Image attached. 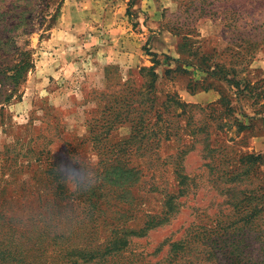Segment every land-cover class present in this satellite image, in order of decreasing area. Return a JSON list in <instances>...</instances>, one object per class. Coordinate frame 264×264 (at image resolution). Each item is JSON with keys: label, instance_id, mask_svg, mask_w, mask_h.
Wrapping results in <instances>:
<instances>
[{"label": "rangeland", "instance_id": "obj_1", "mask_svg": "<svg viewBox=\"0 0 264 264\" xmlns=\"http://www.w3.org/2000/svg\"><path fill=\"white\" fill-rule=\"evenodd\" d=\"M19 48L31 68L0 105V264H264V211L245 201L264 190V0H0V70ZM35 136L81 199L51 193ZM242 153L262 161L228 190Z\"/></svg>", "mask_w": 264, "mask_h": 264}, {"label": "trees", "instance_id": "obj_2", "mask_svg": "<svg viewBox=\"0 0 264 264\" xmlns=\"http://www.w3.org/2000/svg\"><path fill=\"white\" fill-rule=\"evenodd\" d=\"M19 50H20L19 60L16 64V66L11 67L10 69L0 70V105L8 103L12 99V94L24 82V76H25L26 71H28V69L31 68V63H30V59H28V54L23 51V48H19ZM9 90L11 91V93L6 94V92ZM235 95H237V94L234 93V96ZM235 98H237V96H235ZM229 110H231V109H228V111ZM37 138L38 137L35 136V137H32V139H29V142L27 145L28 151H27L26 155L30 158H32L30 155L35 156L34 159L41 164V167L43 169V174L45 175V177H47V179L51 183V190H52L51 193L56 198L65 197L64 195H66V194L67 195L75 194L76 199H81V197H82L81 191H68L66 189V187H65L66 186L65 185L66 177L61 176V173L56 170L55 164H53L51 162H47L45 165L43 164V161H41L42 160L41 156H43V154L49 156L50 155V149L48 148V145L43 144V142H41V139H37ZM50 143H52V141H50ZM159 143H160V141L157 139V142L154 144L155 149ZM15 145H18V143L14 144V146H8L6 148V151L10 154H14V155L17 154L18 155L20 152H22V150L24 149V146H23V148L21 146V148L15 149V148H13V147H15ZM111 148L115 149V146L112 145ZM112 149L109 151L111 152ZM148 150H149V147H148ZM47 156L44 158L45 160H48ZM2 161L7 163L8 160H7V158L6 159L2 158ZM261 161H262V155L261 154L256 155V154L242 153V155L240 156V158L237 162L238 168H235V169L230 168L229 171L223 172L219 178H222L221 179L222 183L224 185L229 186L228 190H231V189H233L232 187H235L236 185L241 183L244 179H246L247 181L250 180V175H251L252 170L249 168L248 165L253 166L256 164H260ZM237 170H239V171H237ZM132 172H134V170L128 169L123 174L122 173L116 174V175H114L113 180L120 181L122 179V177L132 178V175H131ZM0 173L3 174L2 167H0ZM136 174H137V172L135 171L134 175H136ZM71 180L75 181L76 183H80V176L77 174L72 175ZM126 186H127V182L122 181L121 183H118V182L115 183V188L117 190L120 189L117 192L118 194L121 193V189L125 190ZM246 192L248 194H246L245 201L247 203L252 201L254 204L260 203L259 206H257V209L255 212H260V211L263 212L264 211V190L259 189V190H255V191H250V192L246 191ZM259 192H260L259 196H252V193H259ZM172 197H174V196H172ZM118 198H119V196H118ZM122 199H116V200L121 201ZM231 200H233V199H231ZM131 201L137 203L135 198H131ZM250 216H251V213L247 212L245 217L249 218ZM150 224H152V223L150 221H148L144 224V226L148 227ZM262 226H263V233H264V225H262ZM123 234L132 235L134 233H125L124 232ZM126 244H127L126 240H123L122 238L114 237L113 241H110V243L108 244L106 249L109 251L114 250L116 252V251H120V250L124 249ZM263 245H264V242H263ZM182 249H183V245H182L181 241H177L171 245L170 251H172V253H174V252L177 253L179 250H182ZM94 252H95V254L93 253V250H91V249L88 250V253L85 252V255H87V257H88L87 262H89L91 259L96 257L98 250H95ZM0 258L1 259L5 258L7 260L8 255H6L5 253H2L0 255ZM62 259H63V257H62ZM80 262H82V259L80 257H76L73 264H80ZM65 263L67 264V261Z\"/></svg>", "mask_w": 264, "mask_h": 264}]
</instances>
